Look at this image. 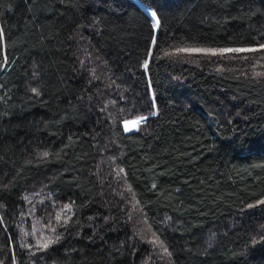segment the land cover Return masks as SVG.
<instances>
[{"label":"trees","instance_id":"trees-1","mask_svg":"<svg viewBox=\"0 0 264 264\" xmlns=\"http://www.w3.org/2000/svg\"><path fill=\"white\" fill-rule=\"evenodd\" d=\"M0 264H264V0H0Z\"/></svg>","mask_w":264,"mask_h":264},{"label":"rangeland","instance_id":"rangeland-1","mask_svg":"<svg viewBox=\"0 0 264 264\" xmlns=\"http://www.w3.org/2000/svg\"><path fill=\"white\" fill-rule=\"evenodd\" d=\"M155 28V30H156V28L157 27H154ZM226 51H230V49H227ZM239 51H245V49H238V52ZM144 117L143 118H137V120L136 119H130V120H126V121H124L125 122V126H126V129H124V122H122V129H123V131L124 132H131V131H135L137 128H138V126L144 121Z\"/></svg>","mask_w":264,"mask_h":264},{"label":"bare ground","instance_id":"bare-ground-1","mask_svg":"<svg viewBox=\"0 0 264 264\" xmlns=\"http://www.w3.org/2000/svg\"><path fill=\"white\" fill-rule=\"evenodd\" d=\"M144 11L149 15V17L151 18V23L153 25V27H157V19H156V16L154 14L153 11H151L150 9L146 8V7H143ZM155 29V28H154ZM157 29V28H156ZM137 120V119H136ZM124 129H126V126H125V122H124Z\"/></svg>","mask_w":264,"mask_h":264},{"label":"water","instance_id":"water-1","mask_svg":"<svg viewBox=\"0 0 264 264\" xmlns=\"http://www.w3.org/2000/svg\"><path fill=\"white\" fill-rule=\"evenodd\" d=\"M144 118H146V117H144Z\"/></svg>","mask_w":264,"mask_h":264}]
</instances>
